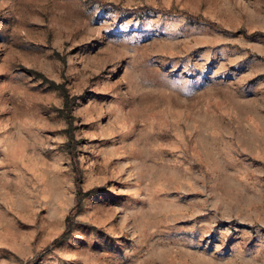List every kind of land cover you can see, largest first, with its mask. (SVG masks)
I'll return each mask as SVG.
<instances>
[{
  "label": "rangeland",
  "instance_id": "rangeland-1",
  "mask_svg": "<svg viewBox=\"0 0 264 264\" xmlns=\"http://www.w3.org/2000/svg\"><path fill=\"white\" fill-rule=\"evenodd\" d=\"M0 264H264V0H0Z\"/></svg>",
  "mask_w": 264,
  "mask_h": 264
}]
</instances>
